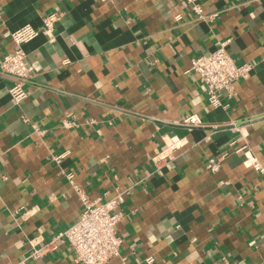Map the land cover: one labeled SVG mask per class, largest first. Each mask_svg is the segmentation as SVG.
I'll list each match as a JSON object with an SVG mask.
<instances>
[{
  "label": "crops",
  "instance_id": "obj_1",
  "mask_svg": "<svg viewBox=\"0 0 264 264\" xmlns=\"http://www.w3.org/2000/svg\"><path fill=\"white\" fill-rule=\"evenodd\" d=\"M194 1L206 19L187 0H0V58L10 32L61 14L52 42L23 46L25 100L0 74V264H74L66 242L28 257L80 215L67 174L91 199L122 193L109 264H264V0ZM221 41L253 70L213 107L189 68ZM191 114L202 125H181ZM170 137L180 147L156 164Z\"/></svg>",
  "mask_w": 264,
  "mask_h": 264
},
{
  "label": "built area",
  "instance_id": "obj_2",
  "mask_svg": "<svg viewBox=\"0 0 264 264\" xmlns=\"http://www.w3.org/2000/svg\"><path fill=\"white\" fill-rule=\"evenodd\" d=\"M187 2L197 18L206 19L207 16L194 0ZM60 17L59 12H53L42 19L41 28L37 29L25 24L10 32V39L15 44V49L0 58V74L13 81L8 93L14 104H19L27 98L26 85L35 76L33 66L27 61L24 44L40 33L47 37L48 42H52L54 25ZM67 63V60L62 62V64ZM252 70L253 65L250 63H236L228 51L227 41L218 42L217 48L209 54L193 56L189 68V72L194 74L203 86L207 101L213 107L223 106L221 93L226 92L231 97L234 94V84L239 80L247 79ZM181 125L200 126L202 121L196 114H191L182 120ZM73 126H75L73 121H62L63 128L68 129ZM164 144L165 149L156 152L152 158L156 164L166 158L171 159L172 153L180 147L174 137L168 138ZM236 152H242L244 155L245 166L263 171L261 163L250 150L242 151V148H239ZM223 157L224 155H221L219 158L209 159L206 164L207 169L211 172L218 171ZM67 180L82 204L78 219L40 248H33L28 257L39 258L45 252L55 251L59 243L66 242L73 254L74 264H109L111 260L119 257L120 253L121 239L117 235V224L122 218V213L118 210V205L123 201L122 193L107 200L91 199L74 181L72 174H67ZM18 264H26L25 259L20 260ZM145 264H153V258H146Z\"/></svg>",
  "mask_w": 264,
  "mask_h": 264
}]
</instances>
